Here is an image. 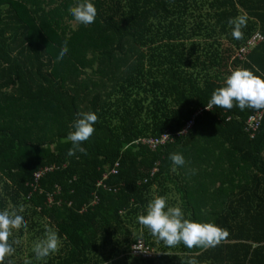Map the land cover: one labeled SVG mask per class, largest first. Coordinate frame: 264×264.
<instances>
[{"label":"trees","instance_id":"obj_1","mask_svg":"<svg viewBox=\"0 0 264 264\" xmlns=\"http://www.w3.org/2000/svg\"><path fill=\"white\" fill-rule=\"evenodd\" d=\"M77 3L0 0V210L23 205L27 221L12 230L9 242L19 243L2 264H100L120 256H126L122 262L108 264H181L188 256L200 264H264V110H208L211 93L223 83L212 77V65L201 63L211 48L200 56L187 42L224 39L237 49L228 72L242 67L261 75L264 0H92L97 17L90 25L68 12ZM238 16L246 17L239 40L227 23ZM254 35L262 41L238 59ZM65 41L68 52L57 61ZM113 93L119 97L112 101ZM85 111L98 116L94 134L81 145L87 154L68 156L70 125ZM257 111L260 125L249 138L244 122ZM190 120L192 127L178 136ZM163 133L167 143L154 150L141 143ZM173 152L201 166L211 161L209 170L181 172L177 191L190 219L228 230L217 247L168 248L150 233L133 237L146 207L138 201L161 175L170 180ZM43 168L49 171L34 180ZM221 175L231 186L229 202H216L217 188L215 202H206L207 191L191 177L216 178L221 186ZM45 225L58 230L61 246L37 261L33 242ZM137 239L152 259L130 256ZM111 244L106 257L101 251Z\"/></svg>","mask_w":264,"mask_h":264},{"label":"clouds","instance_id":"obj_2","mask_svg":"<svg viewBox=\"0 0 264 264\" xmlns=\"http://www.w3.org/2000/svg\"><path fill=\"white\" fill-rule=\"evenodd\" d=\"M68 12L76 22L90 25L95 22L97 9L92 0H78V3L68 8ZM227 23L231 26V35L234 39H242V29L246 26V17L238 16L229 18ZM68 52L65 41L56 56L57 61L63 60ZM223 85L214 89L206 108L211 110L214 106L231 110L238 107L253 110H264V73L256 75L250 69L236 67L229 69ZM98 116L93 111L78 112L70 125V131L66 140L71 143L67 151L68 156L76 152L87 154L81 145L88 141L95 132L94 125ZM183 132L181 133V135ZM168 137L167 135H164ZM169 159L174 166H184L185 158L180 153H170ZM195 174V170H192ZM24 206L18 208H5L0 210V264L5 258L15 253L14 244L19 241L9 242L12 230L27 227V221L21 214ZM137 221L150 231V234L168 248H175L183 244L187 249H209L219 246L229 235L225 228H221L214 222H196L186 218L185 212L179 205L169 206L167 198L162 195H154L150 199L144 211L137 215ZM61 246V237L54 226L45 225L44 235L33 242L32 251L37 261H45L47 257L57 253ZM24 264H32V260L25 259ZM181 264H200L195 256H188Z\"/></svg>","mask_w":264,"mask_h":264},{"label":"crops","instance_id":"obj_3","mask_svg":"<svg viewBox=\"0 0 264 264\" xmlns=\"http://www.w3.org/2000/svg\"><path fill=\"white\" fill-rule=\"evenodd\" d=\"M205 41V40H204ZM207 44H209L211 48V53L206 56V61L208 65H212L211 71H212V77H215V79L219 83H223L226 76L229 75V72L227 70V66L229 61L232 59V57L235 55V52L237 49H235L233 46L230 45L227 41L224 39H211L205 41ZM118 94L113 93L110 97V99L113 101V99L117 96ZM99 109V108H98ZM111 126L112 120H111ZM188 155H185V164L184 166H174L173 164L170 165L168 175L170 177V180H164L165 178L162 177V175L159 177V179L150 185L148 189L146 190L145 195L140 199L138 202H148L150 199L153 198L154 195H162L167 198V202L169 206H175L179 205L182 207L183 211L185 212L186 218H189L191 215V212L188 211L186 208H184L181 205V195L177 189H180L182 187V183L184 181V176L183 173L182 175L180 174L183 171H192L195 170L196 172L204 171L207 170L209 164L211 161H208L207 164H201L199 163H190L189 159L187 158ZM182 169V170H181ZM211 169V166H210ZM209 170V168H208ZM221 186L220 184L216 181V178L214 179H200L198 180L197 178H192L191 177V182L194 184L195 187L198 189H202L207 191L208 197L206 199V202H215L216 195H215V190L221 189V198H217L216 202H229V191L231 186L229 183H226V178L224 175L220 176ZM204 198L201 200L203 202ZM146 203L144 206H146ZM141 210L140 212H142ZM138 230L137 233H134L133 236L138 237V235H143V232H149L147 228L144 226L140 225L138 223ZM128 228L129 227H125ZM140 236V237H141Z\"/></svg>","mask_w":264,"mask_h":264},{"label":"built area","instance_id":"obj_4","mask_svg":"<svg viewBox=\"0 0 264 264\" xmlns=\"http://www.w3.org/2000/svg\"><path fill=\"white\" fill-rule=\"evenodd\" d=\"M262 41L261 37L258 35H254L251 39H249L242 47H240L236 53L237 58L242 60L244 56L247 55L249 49H251L256 44L260 43ZM200 113V112H198ZM197 114H195L196 116ZM261 121V111H257L253 113L252 115L248 116V118L244 122V132L249 138L254 137V135L257 133L259 125ZM193 125V120H190L186 126V128L182 131L183 134H185ZM181 132V133H182ZM177 134L178 136L181 135ZM167 135L166 133H163L159 135L157 138H149L147 140L141 141V143H144L147 148L150 150H154L155 148L164 145L168 141V137L164 136ZM168 136V135H167ZM118 167V164L116 163L114 168L111 170L110 173L115 174L116 168ZM49 171V168H43L40 171L36 172L33 177L34 180H37L44 172ZM106 175L103 176L105 178ZM102 182L99 181L97 183V186H101ZM129 254L132 258L135 259H142V260H150L152 259L153 253L152 251L144 244V241L141 239H137L129 249Z\"/></svg>","mask_w":264,"mask_h":264},{"label":"rangeland","instance_id":"obj_5","mask_svg":"<svg viewBox=\"0 0 264 264\" xmlns=\"http://www.w3.org/2000/svg\"><path fill=\"white\" fill-rule=\"evenodd\" d=\"M205 41H207V40H205ZM204 41V39H199V40H192V42L191 41H187V42H189L193 47H198V49H199V54H200V56L201 55H203L204 54V52H205V55H207L208 54V52H209V44H207L206 42ZM187 42H184V43H187ZM193 47H190L189 46V44H187V52H186V55H189V51H192L193 50ZM156 51H159L158 50V48L156 49ZM193 57V56H192ZM206 60V57L205 58H203V57H201V63H202V61H205ZM137 86V89H138V86H139V84H137L136 85ZM120 95H121V93H120ZM118 96V95H117ZM122 96V95H121ZM119 97V96H118ZM134 98H136V97H134V96H130V99H129V101L131 102V101H134ZM186 160V159H185ZM147 204V203H146ZM130 229V228H129ZM138 232H139V230H138ZM132 233L134 234V233H137V231L136 230H132ZM147 234H149L150 233V231L149 232H146ZM141 235H138V237H140ZM134 238H136V236H133ZM117 238H118V240L119 241H122V239H123V237L122 236H117ZM128 240V239H127ZM126 240V241H127ZM159 243H157V245H158ZM113 247V244H111V245H109V246H107L106 248H104L102 251H101V253L104 255V256H106L105 255V252L106 253H108L109 251H110V249ZM157 250V249H156ZM154 252L156 253V255H157V251H155V248H154ZM124 255H126V254H124ZM123 255V256H124ZM107 257V256H106ZM126 256H124V257H122V256H120V257H113L112 259H110V260H108V261H106V262H102V263H100V264H108L109 262H113V263H117V262H122V260L125 258ZM157 257V256H156ZM99 259H100V256L98 257ZM103 258V257H102ZM128 262H130L129 260H127ZM93 262H95V261H93V259L91 260V264H93Z\"/></svg>","mask_w":264,"mask_h":264}]
</instances>
